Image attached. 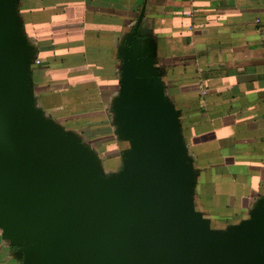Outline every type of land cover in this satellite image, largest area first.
<instances>
[{"label":"water","instance_id":"95a60500","mask_svg":"<svg viewBox=\"0 0 264 264\" xmlns=\"http://www.w3.org/2000/svg\"><path fill=\"white\" fill-rule=\"evenodd\" d=\"M20 2L0 0V230L22 264H264V197L224 228L196 207L199 171L143 16L119 48L111 105L129 147L107 170L39 105Z\"/></svg>","mask_w":264,"mask_h":264},{"label":"crops","instance_id":"0c3cea01","mask_svg":"<svg viewBox=\"0 0 264 264\" xmlns=\"http://www.w3.org/2000/svg\"><path fill=\"white\" fill-rule=\"evenodd\" d=\"M20 13L39 50V105L82 133L107 170L129 147L114 133L111 105L119 48L143 16L182 110L197 209L218 228L249 216L264 197V0H21ZM16 254L0 230V264H22Z\"/></svg>","mask_w":264,"mask_h":264},{"label":"rangeland","instance_id":"374dc122","mask_svg":"<svg viewBox=\"0 0 264 264\" xmlns=\"http://www.w3.org/2000/svg\"><path fill=\"white\" fill-rule=\"evenodd\" d=\"M68 128H70V126H71V124L70 123H64ZM127 146V144L126 143H124L123 145H122V148H124V147H126Z\"/></svg>","mask_w":264,"mask_h":264},{"label":"built area","instance_id":"2783aa9c","mask_svg":"<svg viewBox=\"0 0 264 264\" xmlns=\"http://www.w3.org/2000/svg\"><path fill=\"white\" fill-rule=\"evenodd\" d=\"M37 63H40V60H37Z\"/></svg>","mask_w":264,"mask_h":264}]
</instances>
